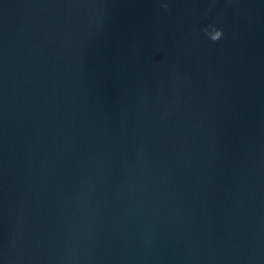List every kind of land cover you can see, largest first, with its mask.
I'll return each instance as SVG.
<instances>
[{
    "label": "water",
    "instance_id": "95a60500",
    "mask_svg": "<svg viewBox=\"0 0 264 264\" xmlns=\"http://www.w3.org/2000/svg\"><path fill=\"white\" fill-rule=\"evenodd\" d=\"M0 264H264V0H0Z\"/></svg>",
    "mask_w": 264,
    "mask_h": 264
},
{
    "label": "clouds",
    "instance_id": "9594fccd",
    "mask_svg": "<svg viewBox=\"0 0 264 264\" xmlns=\"http://www.w3.org/2000/svg\"><path fill=\"white\" fill-rule=\"evenodd\" d=\"M163 7L166 9L167 5H163ZM205 34L208 36V38L215 42L217 40H219L222 37V30L214 27V26H210V30L209 29H205Z\"/></svg>",
    "mask_w": 264,
    "mask_h": 264
}]
</instances>
